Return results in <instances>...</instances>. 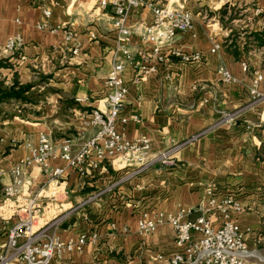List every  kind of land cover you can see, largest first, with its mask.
<instances>
[{"label": "crops", "instance_id": "crops-1", "mask_svg": "<svg viewBox=\"0 0 264 264\" xmlns=\"http://www.w3.org/2000/svg\"><path fill=\"white\" fill-rule=\"evenodd\" d=\"M200 1L213 11V20H201L196 4L189 7L186 0H171L197 14L192 30L178 35L174 46L199 54L200 62L183 65L167 59L155 65V73L141 76L139 67L152 46L136 35L119 42L110 4L103 10L97 0H0V46L15 35L22 43L17 53L0 55L10 64L0 76L10 85L16 75L20 84L30 85V93L39 96L34 104L23 102L24 115L12 104L0 105L1 169L8 171L26 158V145H36L40 133L56 141L75 139L78 132L85 134L84 140L95 134L84 122L92 109L104 110V81L113 61L121 58L119 46L128 52L131 64L124 71L128 92L122 116L137 115L140 121L117 129L130 141L148 140L152 157L170 155L140 175H131V168L118 171L109 163L85 178L69 171L57 187H48L49 177L38 167L23 170L22 196L36 200L40 216L53 218L50 232L62 240L94 236L81 253L66 256L63 264H162L177 252L173 230L165 223L151 235H140V213L144 211L148 219L181 214L194 221L205 206L208 187L219 199L233 196L240 203L242 211L231 212L230 219L243 234L246 261L264 264V161L257 158L264 144V103L249 94L256 75L263 77L258 90L264 92V48L249 42L252 34L264 29V0ZM227 9H250L254 19L235 40L223 39L219 11ZM256 9L261 14L255 18ZM44 10L51 12L52 26L65 24L74 30L77 55H71V44L61 32L35 29ZM149 21L150 11L142 9L129 15L126 27ZM215 44L220 48L211 53ZM223 68L232 76L229 84H223L218 72ZM169 73L174 74L172 80H164ZM80 99L85 101L77 102ZM231 114L233 122H225ZM79 144L75 139L76 148ZM50 166L64 168L65 163L57 160ZM9 183L5 174L0 180V250L5 247L6 230L15 222L3 195ZM92 196L94 201L77 208ZM211 220L214 228L223 223L218 213Z\"/></svg>", "mask_w": 264, "mask_h": 264}, {"label": "built area", "instance_id": "built-area-1", "mask_svg": "<svg viewBox=\"0 0 264 264\" xmlns=\"http://www.w3.org/2000/svg\"><path fill=\"white\" fill-rule=\"evenodd\" d=\"M98 7L106 9L108 4L113 8L115 26L119 33V42H124L131 35H136L144 43L152 46V50L144 63L139 67L141 76L155 73V65L167 59L176 60L183 65L199 63V54H187L174 46L178 35L192 30L193 14L183 5L167 1L166 4L154 0H124L112 1L97 0ZM142 9L150 11V21L134 27H126L130 14L139 13ZM256 15L261 14L260 9L254 10ZM43 20L35 24L38 31H47L51 34L62 33L65 41L71 44V54L79 53V45L72 43L75 32L65 24L52 26L49 22L51 12H42ZM22 43L19 35L7 39L0 46V55L14 54L21 49ZM220 46L213 45L211 53L218 51ZM121 58L113 61L111 69L104 81L106 94L101 100L104 110L92 109L85 119L84 125L95 129V134L84 140L85 134L78 132L76 138L80 144L76 148L75 139L63 138L61 141L53 140L45 133H40L37 144H27L28 156L18 163L11 165L8 171L0 168V180L7 174L10 179L4 188V201L9 202L7 209L15 222L6 230L4 249L0 250V264H63L66 256L81 253L84 247L94 239V236L80 235L75 239L62 240L53 232V221H43L40 216V206L35 199H26L22 196L25 186L23 170L29 166L38 167L43 174L48 175V187H57L64 183L69 171H74L79 178H85L91 173L103 169L106 163L118 171L126 168L133 169L131 175H140L151 168L155 161L168 159L169 153L152 157L150 155L149 141L144 138L128 140L117 129L118 125H127L129 122L138 123L137 115L130 119L122 116L124 101L128 92L124 80V71L131 64L129 54L119 46ZM164 49V53L163 50ZM242 70L246 71V63H242ZM223 84H229L232 76L225 68L220 69ZM173 73L166 74L164 80L171 81ZM263 82L261 75H256L249 94L256 102L264 103V92H259L258 85ZM85 99L77 100L84 102ZM87 114V113H86ZM234 115H226L225 122H233ZM61 160L64 168H52L50 164ZM114 185L106 191H111ZM206 203L200 209L201 215L194 221L184 220L183 216H164L158 214L154 219H148L143 211L137 223L140 235H151L157 227L168 224L174 233V243L177 252L163 261L162 264H248V255L243 234L237 224L231 221L230 213H239L242 207L233 196L219 199L212 187L206 189ZM95 196L87 198L77 206L83 207L95 200ZM6 205V204H5ZM215 213L221 215L223 223L214 228L211 219ZM42 218V224L37 220Z\"/></svg>", "mask_w": 264, "mask_h": 264}, {"label": "rangeland", "instance_id": "rangeland-1", "mask_svg": "<svg viewBox=\"0 0 264 264\" xmlns=\"http://www.w3.org/2000/svg\"><path fill=\"white\" fill-rule=\"evenodd\" d=\"M167 1H170V0H154V2H159L160 4H166ZM188 2L190 3L189 7L190 6L193 7L194 4L197 5V8H196L197 10L196 11H197L198 14H200V15H198V17L201 20L203 19V21L208 22L209 20H213L215 18V15L213 14V11L212 12L209 11V9L206 7L205 4H203V3L201 4L200 0H192V1L191 0H186L185 4L188 3ZM186 9H188L189 11L191 10L190 8H186ZM221 11H223V10H221ZM221 11H219V12H221ZM224 12H225V16H221L220 15L221 26L223 28L222 30H223V35H224L223 39H228L231 36L232 40H235L236 38H238V36L241 35V33L243 32L242 30H247L246 28L242 29L243 26H248L249 27V26H251L253 24V20L254 19L251 17L250 9L249 10L248 9H238L236 11H233L231 9L230 10L227 9V10H224ZM191 13H192V11H191ZM196 15L193 14V18ZM254 17L256 18L257 15L254 16ZM230 30H231V32H230ZM0 60H3V61H5L6 63L9 64L7 58H2L1 57ZM3 79H5V78L0 76V80H3ZM12 108L15 111H17V113L19 115H24L25 110L27 109L26 105L23 104V102L12 104ZM41 219L42 218H39L37 220V224L38 225L42 224V220L46 221L47 217H43V219L42 220ZM52 220H53V218L51 220H48V221H52Z\"/></svg>", "mask_w": 264, "mask_h": 264}, {"label": "trees", "instance_id": "trees-1", "mask_svg": "<svg viewBox=\"0 0 264 264\" xmlns=\"http://www.w3.org/2000/svg\"><path fill=\"white\" fill-rule=\"evenodd\" d=\"M220 15L225 16L224 10L220 12ZM249 42H254L264 48V29L259 33L252 34ZM6 68H10V64L0 60V70ZM30 90L31 86L20 84L16 75L13 76L10 85H6L4 80H0V105L19 102L34 104L39 100V96L31 94ZM257 158L264 161V144L257 151Z\"/></svg>", "mask_w": 264, "mask_h": 264}, {"label": "bare ground", "instance_id": "bare-ground-1", "mask_svg": "<svg viewBox=\"0 0 264 264\" xmlns=\"http://www.w3.org/2000/svg\"><path fill=\"white\" fill-rule=\"evenodd\" d=\"M48 219H50V218H48Z\"/></svg>", "mask_w": 264, "mask_h": 264}]
</instances>
